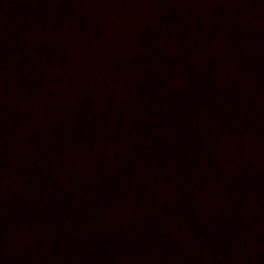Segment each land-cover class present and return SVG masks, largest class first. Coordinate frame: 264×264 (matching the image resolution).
<instances>
[{
    "label": "water",
    "instance_id": "1",
    "mask_svg": "<svg viewBox=\"0 0 264 264\" xmlns=\"http://www.w3.org/2000/svg\"><path fill=\"white\" fill-rule=\"evenodd\" d=\"M263 182L264 0H0V264Z\"/></svg>",
    "mask_w": 264,
    "mask_h": 264
}]
</instances>
